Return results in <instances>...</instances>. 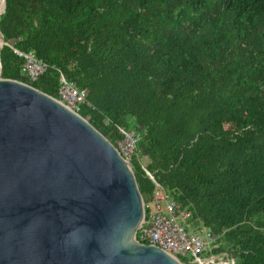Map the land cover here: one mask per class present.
Instances as JSON below:
<instances>
[{"label": "trees", "instance_id": "trees-1", "mask_svg": "<svg viewBox=\"0 0 264 264\" xmlns=\"http://www.w3.org/2000/svg\"><path fill=\"white\" fill-rule=\"evenodd\" d=\"M0 33L2 78L84 88L77 113L113 146L118 126L142 132L143 200L138 156L214 252L264 264V0H4ZM12 48L47 68L30 81Z\"/></svg>", "mask_w": 264, "mask_h": 264}, {"label": "water", "instance_id": "water-1", "mask_svg": "<svg viewBox=\"0 0 264 264\" xmlns=\"http://www.w3.org/2000/svg\"><path fill=\"white\" fill-rule=\"evenodd\" d=\"M141 219L130 161L79 114L0 73V264H180L135 239Z\"/></svg>", "mask_w": 264, "mask_h": 264}, {"label": "built area", "instance_id": "built-area-1", "mask_svg": "<svg viewBox=\"0 0 264 264\" xmlns=\"http://www.w3.org/2000/svg\"><path fill=\"white\" fill-rule=\"evenodd\" d=\"M12 51L23 58L21 70L30 81L42 74L47 64L35 57L32 50ZM57 101L77 113L79 105L85 102V89L78 88L61 72L57 75ZM78 114V113H77ZM121 138L114 147L124 160H129L135 152V144L142 132L123 126L117 127ZM152 183L148 197L143 200L142 219L137 229L138 241L156 246L172 256L180 264H234V259L226 252L216 253L217 236L208 228L191 226L189 211L172 198L169 191L157 183L152 175L140 164Z\"/></svg>", "mask_w": 264, "mask_h": 264}, {"label": "rangeland", "instance_id": "rangeland-1", "mask_svg": "<svg viewBox=\"0 0 264 264\" xmlns=\"http://www.w3.org/2000/svg\"><path fill=\"white\" fill-rule=\"evenodd\" d=\"M137 159H138L139 163L142 164V165H145L146 162H147V159H146L145 156H138Z\"/></svg>", "mask_w": 264, "mask_h": 264}, {"label": "bare ground", "instance_id": "bare-ground-1", "mask_svg": "<svg viewBox=\"0 0 264 264\" xmlns=\"http://www.w3.org/2000/svg\"><path fill=\"white\" fill-rule=\"evenodd\" d=\"M0 9H1V1H0ZM0 43H1V41H0Z\"/></svg>", "mask_w": 264, "mask_h": 264}]
</instances>
